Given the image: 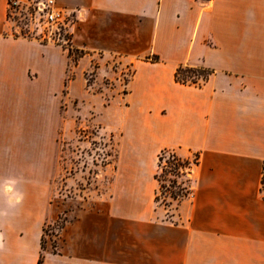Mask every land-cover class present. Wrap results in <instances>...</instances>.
Returning a JSON list of instances; mask_svg holds the SVG:
<instances>
[{
    "label": "crops",
    "instance_id": "1",
    "mask_svg": "<svg viewBox=\"0 0 264 264\" xmlns=\"http://www.w3.org/2000/svg\"><path fill=\"white\" fill-rule=\"evenodd\" d=\"M56 1L72 10V49L133 67L104 128L115 159L92 201L48 202L68 50L13 35L0 0V264H264V0ZM179 65L211 74L182 84ZM164 148L196 158L174 214L155 202Z\"/></svg>",
    "mask_w": 264,
    "mask_h": 264
},
{
    "label": "rangeland",
    "instance_id": "2",
    "mask_svg": "<svg viewBox=\"0 0 264 264\" xmlns=\"http://www.w3.org/2000/svg\"><path fill=\"white\" fill-rule=\"evenodd\" d=\"M16 25L13 27V35L33 39L34 34H31L22 22H16ZM53 45L67 52L60 44ZM71 51L61 103L59 166L54 183L58 196L52 193L53 198L48 199L51 206H55V203L61 204L62 200H68L72 204L71 198L77 195L81 197L77 202L92 201L89 199L92 194L95 195L92 192L98 189L99 183L101 184L97 176L98 170L105 163L115 159V144L119 140L113 133L104 130L107 127L106 123L114 121V112L117 114L120 112L113 97L116 92L123 93L125 84L133 72L131 64L119 56L96 54L88 57L84 51L75 49ZM162 164H165L164 160ZM111 171V167H106V180L110 177ZM158 172L161 184L165 187L161 189L157 206L168 214H174L178 204L190 194L183 199H172L166 188L175 192L178 188L170 187V182L164 179L165 175L161 169ZM66 219L67 215L62 212L55 221L44 223V245L55 243L59 227Z\"/></svg>",
    "mask_w": 264,
    "mask_h": 264
},
{
    "label": "built area",
    "instance_id": "3",
    "mask_svg": "<svg viewBox=\"0 0 264 264\" xmlns=\"http://www.w3.org/2000/svg\"><path fill=\"white\" fill-rule=\"evenodd\" d=\"M71 12L56 0H7L6 17L11 23L12 33L16 22H22L34 34V40L60 44L69 51L72 49L69 41L73 20Z\"/></svg>",
    "mask_w": 264,
    "mask_h": 264
},
{
    "label": "trees",
    "instance_id": "4",
    "mask_svg": "<svg viewBox=\"0 0 264 264\" xmlns=\"http://www.w3.org/2000/svg\"><path fill=\"white\" fill-rule=\"evenodd\" d=\"M71 50L68 51V57H71ZM156 59V58H155ZM211 71L203 66H188V65H179L175 70V80L182 84L194 85V86H201L203 85ZM196 76V77H195ZM166 158V159H165ZM164 160V165L162 164ZM196 163V158L192 161L182 159L175 154V152L164 148L158 155V169L157 173L155 174V178L158 181V190L155 196V202L157 203L160 195L161 189L165 187V185L161 184V178H159L158 170L161 169V172L165 175L164 179H167L170 183V187H177L178 191L175 192L173 190H168L169 196L172 199L177 198H186L191 193V186H190V172L191 167L193 164ZM161 176V174H160ZM178 178L180 181H178ZM262 186H264V172L262 177ZM180 200V199H178ZM66 221V220H65ZM64 221V223H65ZM63 223V224H64ZM63 225H61L62 227ZM44 227V226H43ZM59 227V229H61ZM44 233V228H43ZM42 247H44L43 236H42ZM38 264H42L41 258H39Z\"/></svg>",
    "mask_w": 264,
    "mask_h": 264
}]
</instances>
